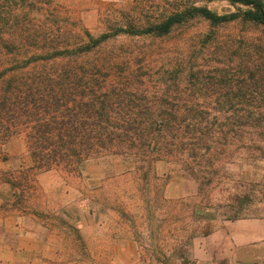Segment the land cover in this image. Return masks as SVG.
<instances>
[{
    "label": "rangeland",
    "instance_id": "374dc122",
    "mask_svg": "<svg viewBox=\"0 0 264 264\" xmlns=\"http://www.w3.org/2000/svg\"><path fill=\"white\" fill-rule=\"evenodd\" d=\"M8 1L15 17L29 15L39 27L47 22L54 32L71 33L82 44L89 41L87 34L94 38L112 34L95 58L127 65L146 82L142 90L149 91V97L168 96L182 111L191 107L231 110L230 105L221 107L217 99L239 94L244 77L240 54L264 38L261 29L247 32L237 23L221 26L210 36L211 24L199 18L163 37L116 34L129 23L145 28L192 7L218 16L248 10L227 0ZM243 107L235 105V109ZM240 146L235 145L237 151L228 158L218 154L213 161L219 172L205 173L203 178L153 158L139 164L123 158L94 161L80 175H70L30 171L23 141L14 140L0 155V264H124V257L98 256L94 250L96 239L111 228L106 225L108 218L122 219L117 228L123 220L149 226L167 217L189 219L198 237L208 236V244L227 221L264 220V193H258L264 185L260 182L264 161L247 158ZM245 188L249 198L237 205L232 198L240 197ZM28 234L42 242L52 235L54 251L43 256L14 249L21 243L20 236Z\"/></svg>",
    "mask_w": 264,
    "mask_h": 264
},
{
    "label": "trees",
    "instance_id": "16d2710c",
    "mask_svg": "<svg viewBox=\"0 0 264 264\" xmlns=\"http://www.w3.org/2000/svg\"><path fill=\"white\" fill-rule=\"evenodd\" d=\"M227 1L248 10L218 16L192 7L145 28L129 23L116 34L163 37L197 18L211 24L210 36L235 23L264 33L263 0ZM34 23L29 15L15 17L9 1L0 0V155L14 140L23 141L30 171L70 175H80L94 161L123 158L139 164L153 158L203 178L217 175L214 158L233 156L238 144L247 158L264 161V38L240 54L239 94L217 99L231 110L182 111L168 96L149 97L142 90L146 82L127 65L95 58L112 34H87L89 41L82 44L71 33L54 32L47 22ZM236 103L244 107L235 109ZM246 189L232 198L237 205L248 200ZM258 193L263 195L264 185Z\"/></svg>",
    "mask_w": 264,
    "mask_h": 264
},
{
    "label": "crops",
    "instance_id": "0c3cea01",
    "mask_svg": "<svg viewBox=\"0 0 264 264\" xmlns=\"http://www.w3.org/2000/svg\"><path fill=\"white\" fill-rule=\"evenodd\" d=\"M118 221L122 219L108 218L106 225L111 228L94 244L98 256L124 257V264H264L262 219L227 221L221 234L210 238V244L208 236L205 239L198 237L199 233L191 227L189 219L167 217L156 219L149 226L123 220L117 228ZM30 234L27 237L21 235V243L14 249L34 251L43 256L54 251L52 235H46L42 242Z\"/></svg>",
    "mask_w": 264,
    "mask_h": 264
}]
</instances>
